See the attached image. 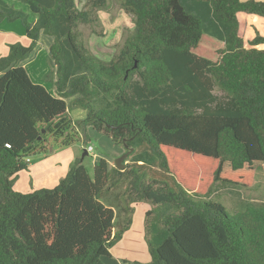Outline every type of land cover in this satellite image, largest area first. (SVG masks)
<instances>
[{
	"label": "trees",
	"instance_id": "trees-1",
	"mask_svg": "<svg viewBox=\"0 0 264 264\" xmlns=\"http://www.w3.org/2000/svg\"><path fill=\"white\" fill-rule=\"evenodd\" d=\"M17 1L29 11L0 0V23L21 21L29 40L0 57V264H106L135 204L149 206L151 264H264L263 203L232 215L193 197L251 187L264 165V36L246 47L238 17L264 16V1L118 0L135 31L110 60L79 30L108 0ZM43 35L54 93L22 65ZM76 125L134 148L126 167L100 157L90 174L77 158L55 187L17 191L27 158L73 145Z\"/></svg>",
	"mask_w": 264,
	"mask_h": 264
},
{
	"label": "rangeland",
	"instance_id": "rangeland-1",
	"mask_svg": "<svg viewBox=\"0 0 264 264\" xmlns=\"http://www.w3.org/2000/svg\"><path fill=\"white\" fill-rule=\"evenodd\" d=\"M8 1L29 11L26 4L17 0ZM76 1L80 9L91 8L90 0ZM94 16L97 20L92 24L79 25L81 38L96 57L110 60L119 51L125 40L133 35L135 31L134 17L123 10L118 0H108L105 7L94 10ZM34 17L35 15L31 14V20ZM52 41V37L43 35L25 63L26 65L29 63L28 67L32 70L31 74L35 80L38 79L34 69L39 65L44 67L46 73L39 80L41 82L39 84H46L54 90L56 74L49 62V47ZM13 42L29 43L21 21L0 23V57L8 54L9 45ZM206 42L210 44L209 41ZM70 114L77 121L85 118L87 111L81 108H73L70 110ZM74 128L79 137L73 145L57 147L56 144L52 143V148L47 153L30 157L29 169L21 172L15 181L14 188L17 191L28 193L41 188L55 187L60 182L61 177L66 174L64 169V161L66 160H69L68 163L72 165L77 158H81L89 173L93 174L94 163L100 157L107 158L110 165H114L116 159L126 151L123 146L116 145L109 137L96 132L91 127L88 128L89 138L87 139H84L83 131L78 129L77 125ZM88 146H93L94 149L83 158L84 149ZM122 149L124 152L120 154ZM37 163L40 171L35 172L33 170L31 173V167L35 168ZM193 197L210 202H219L232 215L243 210L249 204H264V165L257 168L251 187L219 183L212 195ZM143 207L144 204H138L133 231L129 235L125 234L124 239L113 248V258H105L107 264H122L121 260L124 259L127 261L139 260L142 264H146V260L151 257L144 240V231H142L145 213ZM129 264L135 263L130 262Z\"/></svg>",
	"mask_w": 264,
	"mask_h": 264
},
{
	"label": "crops",
	"instance_id": "crops-1",
	"mask_svg": "<svg viewBox=\"0 0 264 264\" xmlns=\"http://www.w3.org/2000/svg\"><path fill=\"white\" fill-rule=\"evenodd\" d=\"M242 1H245V0H242ZM259 1H264V0H259ZM238 17H239V20H240V34L241 36L244 38V41H245V44H246V47H252V45L250 44L251 41L253 39H255V37H257V35H261V36H264V16H261V15H258V14H249V13H246V12H240L238 14ZM34 19V18H33ZM32 19V20H33ZM5 22V21H3ZM2 22V23H3ZM26 33V31H25ZM26 38V37H25ZM49 41L51 42V39H49ZM15 43V42H13ZM29 44V43H26V45ZM253 47H256V48H259V49H264V43H261V44H257V45H254ZM29 62V61H28ZM28 64L26 65L25 61L22 62V65H24L27 69V71L29 72L30 74V77L32 78V80L36 83H41L39 82V80L43 77V75L46 73V69L42 66H37L35 69H34V72L36 73V78L38 80H35L34 77L32 76L31 74V71L28 67ZM33 64V63H32ZM38 65V64H37ZM32 66V65H31ZM44 66V65H43ZM43 84V83H42ZM44 86H46L48 88V90L52 93H54V90L50 89L48 85L46 84H43ZM124 152V149H122V151H120L119 153H123ZM69 161V160H68ZM68 161H64L65 162V171H66V174L67 172L69 171V169L71 168V164L68 163ZM38 163L36 164L35 168H33V166L31 167V173H33V170L36 172V171H40V169L38 168ZM25 171V170H24ZM23 172V171H22ZM21 173V172H20ZM19 173V174H20ZM64 174V176L66 175ZM62 176L61 179L64 177ZM60 179V180H61ZM52 188V187H51ZM141 205V204H140ZM135 206V209H136V213H137V206L138 204L134 205ZM149 209V206L147 204H144V207H143V210H147ZM136 216V214H135ZM135 216H134V221H135ZM133 226H134V222H133V225L132 227L130 228V230H128L125 234L126 235H129L131 234V232L133 231ZM142 231H144V227L142 226ZM144 234V232H143ZM125 237V235H124ZM123 237V239H124ZM122 239V240H123ZM121 240V241H122ZM145 240V239H144ZM121 241H119L117 244H119ZM146 242V241H145ZM116 244V245H117ZM115 245V246H116ZM147 245V244H146ZM114 246V247H115ZM113 247V248H114ZM113 248L111 249V252L113 250ZM148 248V246H147ZM149 252V251H148ZM112 256L114 257V254L112 252ZM122 264H129L130 262H134L135 264H142L141 262H139V260H132V261H127L126 259H124L123 261L121 260ZM107 264V263H106ZM146 264H151V257L148 258L146 260Z\"/></svg>",
	"mask_w": 264,
	"mask_h": 264
},
{
	"label": "water",
	"instance_id": "water-1",
	"mask_svg": "<svg viewBox=\"0 0 264 264\" xmlns=\"http://www.w3.org/2000/svg\"><path fill=\"white\" fill-rule=\"evenodd\" d=\"M126 151L120 155L115 162V165L120 168V169H124L126 167V159L129 157V155L131 154V152L134 150V148H130L129 145H126ZM88 154L87 148L84 149V154H83V158Z\"/></svg>",
	"mask_w": 264,
	"mask_h": 264
},
{
	"label": "built area",
	"instance_id": "built-area-1",
	"mask_svg": "<svg viewBox=\"0 0 264 264\" xmlns=\"http://www.w3.org/2000/svg\"><path fill=\"white\" fill-rule=\"evenodd\" d=\"M86 148H87L88 153H91V151L94 149L93 146H88ZM27 161L30 163L31 162V159L30 158H27Z\"/></svg>",
	"mask_w": 264,
	"mask_h": 264
}]
</instances>
